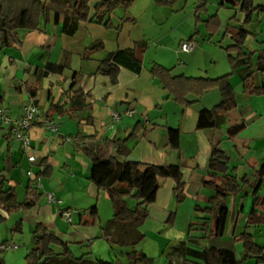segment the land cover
I'll return each mask as SVG.
<instances>
[{
    "label": "crops",
    "instance_id": "obj_1",
    "mask_svg": "<svg viewBox=\"0 0 264 264\" xmlns=\"http://www.w3.org/2000/svg\"><path fill=\"white\" fill-rule=\"evenodd\" d=\"M202 1L203 0H198V5L201 4ZM215 1L217 8L216 14L222 22L219 33L225 32L223 34V39L225 41L228 40V42L231 43L229 46H232L233 42L231 36L226 35L227 28L233 26L231 22L233 17L236 16L239 22H244L246 16L239 13V9L236 7L237 0ZM189 2L190 0H180L177 5L171 8L172 15L176 16L180 12H183L188 7ZM205 2L207 5V13L205 14L211 17L212 15H210V9L208 8V0H205ZM253 2L256 7L260 6L264 8V0H253ZM46 5L48 6L50 4L46 3ZM137 5L138 0L130 10L137 7ZM205 14L200 15L202 21H205L203 18ZM62 21L63 17L60 19V24L55 25L54 18L50 15V23L55 25L52 32L49 33L48 28L43 32H24L22 33L23 39L20 46L6 49L0 54V72L2 69L5 70L3 72L4 79L0 80V93L4 95L5 102L0 109H4L11 117V123L3 125L0 115V171L4 170L6 167L11 169L10 172L5 174L9 180L8 188H14V197L17 203L23 204L27 201V190L30 184L40 195L36 205L31 210L15 214L17 216L13 214L7 215L3 210L4 205L13 203L11 196H7L0 203V216L4 220L8 218L10 221L13 217L17 218L19 216L14 229L15 232L21 234L26 232L34 233L36 226L42 225L49 232L55 233L64 243L68 244L71 252L76 257L89 255L86 259L89 262L111 264L101 257H91V252L86 251L85 253V249L90 246L92 247L93 253L94 251L97 252L106 248L102 240L108 241L112 246L116 245L123 247L119 245L117 241L109 239L108 236V223L114 216L113 205L110 200L109 203L111 207H109L107 225L104 226L101 221L102 209L100 203L101 199L107 196L90 181L92 163L85 149L96 150L103 146L106 140L127 139L135 130H137V138L130 140L127 144L130 149L131 157L136 148L140 145L159 152L163 150L165 152L164 155H169V164L166 162L163 165H178L181 167L183 173L184 168H187L190 175H194V178H192L196 179V186L190 188L185 181L186 201L189 198V194H187L188 188L191 191H195V193H192L194 198L192 204L193 213L189 221H187L188 229L193 222L201 219L199 215H196L199 213L196 212V206L206 207L205 205H208L209 199L214 194L213 191L205 187V182L211 180L210 160L213 147L218 146L226 153L230 160V168L234 169V174H236L239 179L246 178L251 185L259 183L257 173L264 166V95L250 96L244 93L242 77L245 76V74H241L242 69L236 71L231 77V83L236 93L238 107L227 113L224 123L220 128L197 130L199 113L203 109H213L221 102L222 98L218 89L211 90L202 97L190 95L188 100L197 105L191 108L182 107L184 111H182V116L180 115V120L172 124L170 123V114L166 113L164 109L165 106L170 103L168 93L163 89L161 83L154 78L151 83L161 87L160 89L163 91L162 103H157L153 112L146 111L143 113L141 112L142 114H139V116L123 117L120 123H115L113 127H111V115L113 112L124 110L125 107L127 109H135L134 107L137 102L128 99L126 100V106H123L125 103L122 105L121 101H112V91L109 93L107 92L102 98H93V90H95V83L98 81L96 77L99 74L97 72L100 64L95 73L85 75V73L81 72L83 74L82 84L80 83V79L82 78L81 74L79 72H74L77 73V84L73 89L71 88L74 83L73 76L71 80L68 81L69 79L64 73L62 75L51 74L48 76L42 74L47 64L60 65L68 63L67 68L70 66L71 62L69 55L65 53L67 52L65 47L61 48L64 51L60 50L59 53H57V57L54 58V54L58 51L60 40L62 38L64 40L66 37H74L78 33L77 31L73 36L62 34ZM247 29L251 33L246 40L244 51L246 53L255 54L263 52L264 12L255 13L253 22ZM33 37L35 39L32 42L31 39ZM192 37L193 35L187 38L190 39ZM184 41L185 40H182L181 42ZM90 45L81 49L83 50L80 53L82 56ZM140 51L143 53L142 49L136 50L139 59ZM104 59H102L100 63ZM8 62H10V67L7 65ZM82 62L86 61L82 59ZM207 65L208 68H210H207L208 71L206 70L208 74L212 72V69H218L217 62H215L213 58L210 59ZM123 70L126 69H122L120 74L123 73ZM225 70L227 73L223 74L228 75L231 73L229 63L228 66L225 67ZM251 70L254 73L256 85L264 86V75L258 71V62L256 58L251 64ZM40 75L42 78L37 84V78ZM208 76L210 78L213 75ZM93 77L95 78L93 79V84H91L90 79L92 80ZM216 78H219V76ZM100 82L101 85L109 84L112 85V87H120L122 85L121 77L117 85H113L110 79H103V81L100 80ZM27 83L30 86L38 85L39 88L48 91L46 105H43V107L41 106L42 102L38 98L39 92L37 98H30L25 88V84ZM80 89L83 91L85 103L82 106H77L73 99L74 92ZM125 96L127 97L128 95L126 94ZM32 102H35L36 106L42 110L43 114H41V117L30 129L29 136L31 138V148L25 150L23 149L22 143L15 140L13 133L10 134V132L22 119L25 107ZM198 103H201L200 106ZM55 107H58L59 111L62 110L63 113L61 114L55 111ZM48 114L52 115L53 119L60 125V133L59 131L57 132L59 134L49 132L43 126V117ZM189 114H193V127L189 133H186L184 129V120L188 119ZM243 122L246 125L245 129L234 137L229 136L228 130ZM169 128L181 130L179 151L172 150L168 146L167 130ZM144 132H146L145 136L143 135ZM159 135L162 137L161 143L157 142ZM202 151H204L205 154H203ZM112 154L121 163L130 159V155L128 157L119 156L115 151ZM31 156L35 157L34 162L29 161V157ZM46 167H51V176L36 180V176L43 173ZM29 172L31 175H29ZM163 181L166 180H162L161 184ZM37 182L42 185V188H37ZM20 187L24 190L23 200H20L19 196ZM174 187L175 182L173 181L171 188L174 189ZM50 193L54 194L57 200H60L62 203H50L47 198V194ZM253 195L254 190L249 185L243 187L239 196L229 197L227 199L226 203L230 212V217L225 235L220 239L228 240L229 243H226L227 247L217 248L230 249L234 251L237 256H244V249L239 241V236L246 227L248 215L252 210ZM259 195L264 197V178ZM186 201L182 205L176 204V218L179 214V208L183 206ZM94 207H97L98 211V215L95 218L92 217L90 212ZM64 211L71 212L73 216L71 222H68L62 216ZM172 212L174 211H171V213ZM76 215L78 216V220H75ZM86 216L89 217L88 220H85ZM90 223L93 225L91 227L87 226V224ZM211 225L212 224H210V226ZM139 231L141 230L139 229ZM249 233L254 235L257 244L264 248V226L259 229H251ZM110 235L116 237L113 228L110 230ZM192 236L198 235L193 233ZM177 245L178 244L171 245L170 243L167 245L165 249L167 257L169 251ZM97 246L101 247L97 248ZM191 247L199 249L192 245ZM54 250L60 252L61 248L54 247ZM77 251H79L81 256L77 255ZM139 251L142 250H138V252ZM0 255L4 259V252L0 251ZM167 259L169 260V257ZM246 264H255V261H249Z\"/></svg>",
    "mask_w": 264,
    "mask_h": 264
},
{
    "label": "trees",
    "instance_id": "obj_2",
    "mask_svg": "<svg viewBox=\"0 0 264 264\" xmlns=\"http://www.w3.org/2000/svg\"><path fill=\"white\" fill-rule=\"evenodd\" d=\"M92 0H63V5L55 4L54 24L61 23V33L73 36L79 30L82 23H95L104 26L107 30L114 29L112 14L119 8L129 11L137 0H100L94 7L90 6ZM180 0H157V5L164 8H173ZM236 7L239 13L246 16L244 22H239L237 17H233L226 35L231 36L233 45L225 51L229 57L232 73L216 79L186 77L184 75L174 76L172 70L162 65L155 64L151 68L150 74L157 79L163 89L168 93V98L173 99L182 107H189L193 103L188 100L190 95L202 97L207 92L218 89L221 94V102L213 109H203L198 116L197 130L220 128L228 112L238 107V101L231 77L242 69L241 74L244 93L250 96H263L264 86H257L251 64L254 59L258 62V71L264 75V51L259 54L246 53L244 46L250 31L247 29L252 22L255 13L264 12L263 7H256L253 0H237ZM205 0L195 8V19L198 24L201 20L200 15L207 13ZM51 6L41 0H0V54L6 50L22 44V33L43 32L46 25L50 23ZM109 17L108 20H106ZM206 28L212 36L220 32L222 22L216 14L208 18L205 22ZM45 26V27H44ZM197 35V33L195 34ZM189 40L194 41V36ZM145 42H136L132 49L118 50L111 52L100 63L98 72L100 75L108 77L113 85L119 83V76L122 69H126L136 75L143 71L141 60L137 56L138 48L144 49ZM105 44L97 41L91 44L84 52L82 59L91 60L96 53L103 51ZM68 63L60 65L47 64L44 76L51 74L62 75ZM77 73H74L72 89L77 84ZM42 76H38L37 84ZM27 93L31 99L37 98L39 86L25 84ZM74 102L77 106L85 103L83 91L74 92ZM5 97L0 93V107L4 104ZM35 104V102H33ZM36 105V104H35ZM2 109V108H1ZM61 110V109H60ZM55 111H59L55 107ZM53 119L52 115L46 116ZM44 126V123H43ZM245 123H241L228 130V134L234 137L245 129ZM17 126L13 127L10 134ZM168 146L175 151L180 150V129L167 130ZM135 130L127 139L106 140L104 145L96 150L85 149V152L92 163L90 181L103 191L111 201L114 210L113 219L108 223L107 232L111 228L114 235L118 238L117 243L123 247L132 249L128 253L129 264H148L152 260L142 251H136V247L142 243L146 235L139 229L146 223L150 216L149 208L157 202L158 193L161 188V181L172 179L175 182L173 189L177 205H182L186 201V182L184 173L178 165H156L143 163L134 160H127L123 163L112 154L114 151L119 156L128 157L130 149L127 144L130 140L137 138ZM146 135V132L143 134ZM15 138V137H14ZM7 167L0 171V203L11 196L12 204L4 205L3 210L7 215H12L20 211H29L35 205L40 195L30 184L27 190V201L19 204L14 197V188H8V177L5 173L10 172ZM211 180L205 182V187L213 191V196L209 199L206 207L196 206V212L203 216L200 220L191 224L188 229V240H182L177 246L171 249L169 257L178 254L183 258L194 259L192 264H246L255 261V264H264V248L260 247L254 235L250 234L251 229H259L264 226V197L259 195L264 178V166L257 173L258 184H250L246 178L239 179L234 174V169L230 168V160L226 153L218 146L213 147L210 160ZM51 167H46L43 173L37 175L36 180L42 177L51 176ZM254 190V200L251 212L248 215L247 224L239 236V241L243 245L244 256L240 260L237 254L224 248L214 246L202 250L192 248L197 247L199 241L203 239L222 238L225 235L230 212L227 207L229 197H237L241 194L243 187L249 186ZM135 200V207H131L128 199ZM93 218L97 217V207L90 210ZM176 212H172L168 222L176 220ZM4 219L0 216V223ZM210 224H212L210 226ZM198 236H192V234ZM36 248L26 257L27 264H109L102 262H89L86 259L89 255L76 257L70 250L69 245L64 243L59 237L49 232L42 225H37L34 231ZM131 237L132 242L128 243L127 238ZM54 247L61 248L60 252ZM0 264H5L0 255Z\"/></svg>",
    "mask_w": 264,
    "mask_h": 264
},
{
    "label": "rangeland",
    "instance_id": "obj_3",
    "mask_svg": "<svg viewBox=\"0 0 264 264\" xmlns=\"http://www.w3.org/2000/svg\"><path fill=\"white\" fill-rule=\"evenodd\" d=\"M41 1L50 4L52 8L50 15L53 18L56 9L55 4L63 5V0ZM99 1L100 0L91 1L90 6L92 11H94L93 9ZM215 2V0H208V8L210 9V15L212 16L216 14L217 10ZM197 5L198 0H190L188 7L175 16L172 15L171 8L158 6L156 0H138L137 7H134L132 10L126 11L123 8H119L112 14L110 18L112 19L114 29L107 30L104 26L95 23H82L79 27L78 33L74 37H66V39L63 40L62 38L60 40L61 42L58 46V51L54 54V58L57 57V53H59L60 50H63L61 48L65 47L67 51L65 53L66 55H69L71 63L65 70L64 75L68 77V81H70L74 72H79L82 76L80 79V83L82 84L83 74L81 72L85 73V75L95 73L100 61L106 58L109 53L119 49H132L135 47L136 42H145L146 46L142 49L143 53L141 51L139 53L143 65L142 74L136 75L128 70H123V73L120 74L122 79V85L120 87H112V85L109 84L101 85L100 80L103 81V79H109L98 74L96 77L98 81L95 83V90H93V98H102L107 92L109 93L112 91V101H121L122 105L125 103L123 106H126V100L128 99L137 102L134 107L136 110L135 116H139V114L146 111L153 112V110H155V105H157V103H162L163 97V91L160 89L161 87L151 83L153 77L151 76L150 71L153 65L159 64L167 69H171L174 76L184 75L186 77L209 78L208 75H213L210 78L216 79L218 76L221 77L227 75L223 74L227 73L225 67L228 66L229 63V57L225 49L230 47L229 45H231V43H229L228 40L225 41L223 39V34L225 32L217 33L212 36L211 33L207 31L205 22L210 17L209 15L205 14L203 16L205 21H200L198 24L196 23L194 8ZM108 19L109 17L106 20ZM54 27L55 25L53 23H48L46 25V29L48 28L49 33L53 31ZM196 33L197 35H195ZM192 35L194 36V40L198 43L197 50L193 54H183L180 51L181 41L189 40L187 37H191ZM34 37L31 39L32 42L35 39ZM97 41H103L105 49L93 55L91 58L93 60L82 62V55L80 53L83 50L81 49H84L91 43ZM137 50H141V48H138ZM211 57L217 62L218 69H212V72H209L208 74V72H206L208 68L207 63L212 59ZM7 65L10 67V62H8ZM200 69L204 70L202 71ZM4 71L5 70L2 69L0 72V80L4 79ZM94 78L95 77H93L92 80L90 79L91 84H93ZM126 94L128 95V98L125 96ZM47 96L48 91L40 88L38 98L42 102V107L47 104ZM200 104L198 103L199 106ZM194 105L197 104L193 103L191 106L183 108H191ZM164 109L166 113L170 114V123L172 124H175L176 121L180 120V115L182 114V111H184L182 106L178 105L173 99H170V103L167 104ZM39 110L41 114H43L42 110ZM124 111H127L126 107L119 112L123 113ZM192 116L193 114H189L188 119L184 120V129L186 133H189L193 127L194 119ZM44 118L47 117L44 116L43 119ZM161 141L162 137L159 135L157 142L161 143ZM202 152L205 154L204 151ZM164 154L165 152L163 150L159 152L154 149H147V147L140 145L136 148L132 157L130 154L129 160L163 165L166 162L168 163L169 160V155ZM184 174L185 181L190 188L196 186V179H193L194 175L191 176L187 168H184ZM172 182V179H167L162 182L158 193L159 198L157 202L149 208L150 216L146 223L140 228L141 232L146 235V238L136 247V250H142L148 255L152 260V263L148 264H168V262L169 264H192L194 262V259L183 258L180 255L178 256V254L171 255L170 257L168 255L169 260L167 259L168 257L165 249L169 243L175 245L182 240H188L187 221H189V218L193 213L192 204L194 198L192 193H195V191H191L188 188V200L179 208V214L176 220L172 223L168 222L171 211L175 212L176 208L173 188H171ZM23 195L24 190L20 187V200L24 199ZM102 199L100 203L102 209L101 221L104 226H106L109 217V207H111V205L107 197H104L103 200ZM128 203L131 207H135V200L130 198L128 199ZM205 206H207V204ZM23 212L25 211L16 212L13 215L17 216L15 214ZM196 215H199L200 217L203 216L201 213H197ZM18 217H13L10 221L6 218V220L0 223V244L10 242V244H16L19 247L17 250L4 252L5 264H27V255L36 248L33 233L26 232L21 234L14 231ZM88 219L89 217L86 216L85 220ZM75 220H78L77 215L75 216ZM92 225V223L87 224L89 227ZM108 236L112 241H117L118 239L117 237L110 235V233ZM127 241L128 243H131L132 238L128 237ZM102 242L106 248L97 252L94 251L93 253L92 247L90 246L85 249V253L86 251L91 252V257H101L103 260L109 261L111 264H129L128 253L131 252L129 247L123 248L116 245L112 246L106 240H102ZM226 243L228 244L229 241L225 239L221 240L220 238L203 239L199 241L197 248L202 250L210 246L227 247ZM100 247L101 246H97V248ZM170 252L171 251H169V253ZM77 253L78 256H81L79 251H77ZM238 257L240 260L243 258V256L240 255Z\"/></svg>",
    "mask_w": 264,
    "mask_h": 264
},
{
    "label": "built area",
    "instance_id": "obj_4",
    "mask_svg": "<svg viewBox=\"0 0 264 264\" xmlns=\"http://www.w3.org/2000/svg\"><path fill=\"white\" fill-rule=\"evenodd\" d=\"M198 43L196 41L187 40L180 44V51L185 54H191L194 53L197 50ZM136 114L135 109H127V111L120 113V112H113L111 115L112 123L111 127H113V124L120 123L123 119V117H134ZM0 115L2 117V124L8 125L11 123V117L6 113L4 109H0ZM41 117V112L38 109V107L32 102L28 104L25 107L24 115L20 122L17 125V128L14 131V137L17 141L22 143L23 149L28 150L31 148V138L29 136V131L34 125L35 122ZM44 127L49 132L57 133L59 131V125L54 119L44 118L43 119ZM30 162L35 161V157L31 156L29 157ZM29 175L31 173L29 172ZM37 188H42V185L37 182ZM47 198L50 203L53 204H61L62 202L60 200H57L54 194H47ZM62 216L68 221L71 222L73 220V216L71 212L64 211L62 213ZM18 246L16 244H10V243H3L0 245V251L6 252V251H13L17 250Z\"/></svg>",
    "mask_w": 264,
    "mask_h": 264
}]
</instances>
